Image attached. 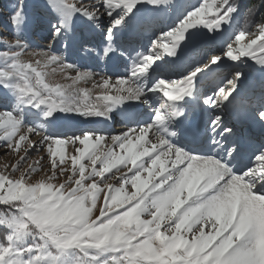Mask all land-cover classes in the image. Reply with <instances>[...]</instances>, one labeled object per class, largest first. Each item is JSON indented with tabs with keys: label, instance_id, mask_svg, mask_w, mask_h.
I'll return each instance as SVG.
<instances>
[{
	"label": "snow or ice",
	"instance_id": "6c2138e0",
	"mask_svg": "<svg viewBox=\"0 0 264 264\" xmlns=\"http://www.w3.org/2000/svg\"><path fill=\"white\" fill-rule=\"evenodd\" d=\"M47 2L55 12L53 42L32 54L42 59L25 61L28 45L19 36L0 51V95L13 104L0 111V146L18 157L0 172V264H264V145L250 163H241L240 146L225 143L233 129L219 114L210 117L197 146L180 143L172 130L189 105L213 112L229 107L243 73L236 70L212 95L199 91L201 77L241 58L264 71V23L252 33L247 23L229 32L239 7L232 0H202L178 8L174 25L156 35L169 0ZM105 16L106 59L116 51L118 33L151 31L156 38L146 52L130 54L126 74L95 82L93 95L75 87L92 74L51 49L76 18ZM26 19L22 4L9 17L14 29ZM203 29V46L221 53L207 62L193 43ZM51 65L71 84L48 83ZM116 113L134 126L110 138L86 130L59 138L45 127L60 115L112 120ZM27 114L41 122L26 127ZM259 117L264 120V111ZM69 144L75 154L66 155ZM33 151L47 152L50 174L33 179L43 171L38 161L21 169Z\"/></svg>",
	"mask_w": 264,
	"mask_h": 264
},
{
	"label": "rangeland",
	"instance_id": "374dc122",
	"mask_svg": "<svg viewBox=\"0 0 264 264\" xmlns=\"http://www.w3.org/2000/svg\"><path fill=\"white\" fill-rule=\"evenodd\" d=\"M181 1L182 0H169L171 7H167L166 11L158 18L156 35H159L160 30L166 31L169 25H174L176 17L169 18L168 14L171 11V8L173 9L172 14L177 13L178 8L182 10L183 7H181ZM85 2L87 3L89 0H85ZM10 13L11 12H7L3 8H0V51H6L7 45L12 43L16 36H19L28 45L23 59L25 61L42 59V57L33 56L32 54L42 50L46 51L48 50L49 45L52 44L51 24L54 22V10L51 9L47 0H33L32 8L24 9L26 18L30 17L32 23L26 19V23L23 24L21 29H14L11 25L9 20ZM165 17H167V19ZM107 24L108 18L106 16L97 22L89 21L83 17L76 18L64 35L55 41V44L51 49L56 54L66 57L65 62L74 65L75 69L88 71L92 74L90 80L81 81L75 85V87L91 89L93 95L99 91L93 87L95 82H99L101 77H111L115 80L118 75L126 74V65H130L131 63L130 54L131 56H134L136 52H146L147 48L151 45V40L156 38V35L151 31L130 29L118 33L114 42L116 51L110 56V58H115L116 62L108 63L110 58L106 59L102 55V48L104 45L103 33L106 30ZM256 25L257 24L248 28L247 31L250 33L255 32ZM204 32H207V30L203 29L201 35L194 38L193 43L200 49V54L204 57L205 62H207L211 55L221 53L218 51H208L207 48L203 46L205 41L203 35ZM208 35H211V33H208ZM220 39V37L217 38L215 45H212L213 48L220 44ZM247 39L248 37L246 36L245 40ZM232 40H234V35L232 36ZM163 43H167V41H163ZM159 51L163 54V49H159ZM257 55H259V53H257ZM2 63L3 62L0 61V64ZM53 69H55V71H53ZM236 70L243 73V78L238 82V91L234 94L232 104L223 110L217 109L215 112L211 110L207 111L206 121L208 122L211 116L219 114L223 117L224 125L230 127V122L232 121V116L230 114L237 109L239 104H247V109L241 107V111L244 112V116L246 114L249 115L251 123L254 124V132L252 131L253 134L251 132L250 136V141L254 144L253 149L251 153L247 155L248 161L246 160L244 163L248 164L250 163V159L256 148L260 145H264V120L259 117V112L264 111V71H261V66L257 65L250 58H241V62L226 61L224 66L216 68L213 72L201 77L198 82V88L202 94L212 95L214 90H218L220 86H224L225 78H233ZM46 72V80L48 83L71 84L70 80L65 79L64 72H62L57 65H51L46 69ZM67 72L68 75H75L74 69H69ZM168 75L170 78H179L171 72H169ZM12 107V102L0 95V111L9 110ZM148 113H151V109H147V112L142 115V119L147 120ZM62 117L64 118L65 123H68V128L71 129L67 130V128H65V130L62 131H52L50 129L53 125L45 123L46 129L59 138H65L72 136L73 134L79 135L82 131H85L84 129H79L77 126H72L73 123L76 122L73 120V117L76 116L65 117L62 115ZM102 121L107 122V119H102ZM40 122L41 119L37 116L32 114H27L25 116L26 127L30 124ZM69 122L73 123L69 124ZM107 128V131L94 132L110 138L112 135L120 134V132L125 130L123 129L125 126L121 125L119 122H116V124L113 123ZM233 134L229 138V141L234 137ZM31 138L33 140L38 139L36 135H33ZM225 143L229 145V143ZM65 153L66 155L69 153L75 154L74 148L71 144L65 145ZM22 154L23 153H21V155ZM41 157H43V159H41ZM17 159L18 157L11 152H8L5 155L4 147L0 146V172L5 171V165H8V170H10L11 164L15 163ZM34 161L39 162L43 171H40L39 174L33 173V179H38L40 176L45 175L46 172L50 174L51 166L47 152L33 151L28 160L21 165V169L23 170L29 163ZM67 163L70 166V159ZM84 163L88 162L84 161ZM16 175L18 176L19 173ZM64 178L65 177H60V180L62 181Z\"/></svg>",
	"mask_w": 264,
	"mask_h": 264
},
{
	"label": "trees",
	"instance_id": "16d2710c",
	"mask_svg": "<svg viewBox=\"0 0 264 264\" xmlns=\"http://www.w3.org/2000/svg\"><path fill=\"white\" fill-rule=\"evenodd\" d=\"M202 0H182L181 7L189 8L192 5L198 6ZM233 4L238 6L240 9L239 14L234 19L233 29H230L229 32H236L237 30L244 27L245 23L249 25L248 28L254 26L258 23H264V0H232ZM23 5V10L28 8L31 9L33 6V0H0V8H3L7 12H12L14 8H17L19 5ZM182 9V10H183ZM173 13V9L168 14V17H176L177 13ZM167 19V17H165ZM28 21L32 23L30 17H27ZM5 210L4 206H0V212ZM5 236V230L0 228V240Z\"/></svg>",
	"mask_w": 264,
	"mask_h": 264
},
{
	"label": "bare ground",
	"instance_id": "6f19581e",
	"mask_svg": "<svg viewBox=\"0 0 264 264\" xmlns=\"http://www.w3.org/2000/svg\"><path fill=\"white\" fill-rule=\"evenodd\" d=\"M116 62V59L115 58H113V57H111L110 59H109V61H108V63H115ZM93 84V83H92ZM90 87V86H89ZM247 104H245V103H242L241 104V106H240V104L238 105L240 108H239V112L242 114V115H244V112H242L241 111V107H244V109H247L246 106ZM234 114H237V111H235L234 113H232V114H230L231 116L232 115H234ZM245 117L247 118V121L248 122H251V119H250V116L249 115H245ZM87 119V120H86ZM96 118H91V120H95ZM103 118H101V120H102ZM73 120L74 121H76L75 123H73V122H69V124L70 123H73V125L72 126H77L79 129H84V130H89V131H92V132H94V131H98V132H101V131H104V127H102V125H92V123H97V122H94V121H91L90 120V118H84V117H73ZM63 123V124H62ZM78 123V124H77ZM52 125H53V127L50 129V130H52V131H62V130H65V128H67V130L68 129H71V128H68V123L66 124L65 123V121H64V118L62 117V115H60L59 117H58V119L57 120H55V121H53L52 123H51ZM102 124V123H101ZM129 124V123H128ZM244 125V124H243ZM130 126H133V125H131V124H129V125H127V126H125V128H123V129H125V130H127V128L128 127H130ZM108 130V128H106L105 129V131H107ZM234 130V129H233ZM254 132V131H253ZM121 133V132H120ZM233 134V133H232ZM253 134V133H252ZM232 136V135H231ZM230 136V137H231ZM61 137V136H60ZM69 137V136H68ZM230 137H228V141L227 142H229V138ZM66 138V137H65ZM153 139H155L154 137H153ZM190 146H192V145H194L193 143H190L189 144ZM248 161V160H247Z\"/></svg>",
	"mask_w": 264,
	"mask_h": 264
}]
</instances>
